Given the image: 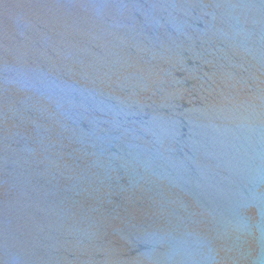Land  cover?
<instances>
[{
  "label": "water",
  "instance_id": "1",
  "mask_svg": "<svg viewBox=\"0 0 264 264\" xmlns=\"http://www.w3.org/2000/svg\"><path fill=\"white\" fill-rule=\"evenodd\" d=\"M0 264H264V0H0Z\"/></svg>",
  "mask_w": 264,
  "mask_h": 264
}]
</instances>
